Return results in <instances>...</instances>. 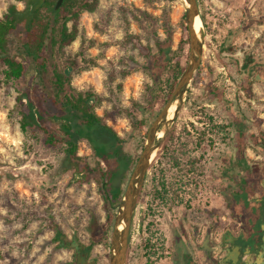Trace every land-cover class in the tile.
<instances>
[{"label": "rangeland", "instance_id": "1", "mask_svg": "<svg viewBox=\"0 0 264 264\" xmlns=\"http://www.w3.org/2000/svg\"><path fill=\"white\" fill-rule=\"evenodd\" d=\"M198 4L204 18L202 63L177 116L174 105V120L157 138L159 147L132 222L126 264H185L184 256L196 252L189 244L194 231L179 224L178 258L173 262L171 233L177 218L210 227L216 235L226 224L237 231L240 220L234 213L230 216L223 203L221 168L230 169L235 184L249 167L264 165V143L253 140L264 135V0ZM11 5L25 8L19 0H0V16ZM186 10L179 0H99L94 12L82 13L76 42L63 52L49 45L43 87L49 90L56 66L72 64L69 91L95 95L98 115L125 140L127 150L139 156L158 115L141 111L153 82L146 58L125 39L136 35L153 53L164 40L171 41L175 51L185 49ZM188 47V56L180 59L181 75L190 61V41ZM181 75L169 70L166 85L175 88ZM33 76L30 67L25 78L8 82L0 64V264H76L74 250L55 240V228L66 240L76 237L89 248V264H110L113 228L107 224L98 184L76 182L72 171L63 170V144L47 146L42 132L21 131L17 97ZM146 119L145 127L134 125V120ZM241 142L244 159L239 157ZM79 155L94 161L86 141L79 143ZM95 229L105 233L103 240L93 242Z\"/></svg>", "mask_w": 264, "mask_h": 264}, {"label": "trees", "instance_id": "2", "mask_svg": "<svg viewBox=\"0 0 264 264\" xmlns=\"http://www.w3.org/2000/svg\"><path fill=\"white\" fill-rule=\"evenodd\" d=\"M19 1L24 2L23 10L17 5H11L0 16V64L8 82L25 78L30 67L34 70L29 87L17 97L21 131L24 134L40 131L47 146H65L63 170L72 171L76 182L94 180L98 184L104 200L103 207L107 212V224L111 229L140 155L128 151L125 140L98 115L95 95L69 91L67 86L70 85L69 70L74 68L72 64L70 67L66 64L56 66L49 90L43 87L44 75L48 71L49 45L63 52L76 42L82 13L94 12L99 6V0H65L59 10H55L57 0ZM185 31L187 46L176 51L169 40L158 42L157 52L153 53L152 48L144 45L138 36L128 35L125 39L147 60V72L153 84L147 87L146 105L140 108L149 117L161 112L174 90V85H166L165 74L173 69H177V76L182 73L180 59L189 53L187 28ZM147 123L148 119L134 120V125L139 128L145 127ZM239 136L241 140L244 137L240 131ZM253 140L264 143V135L253 136ZM81 141H86L92 149L93 163L79 155ZM243 150L241 142V159H244ZM260 166L246 170L242 181L235 184L228 174L230 170L222 168L221 176L225 180L221 188L229 190L237 206L254 210L255 186L252 183L264 178V166ZM241 213L235 209L236 216ZM55 230V240L66 244L62 232L57 228ZM92 235L93 242L105 238V233H99L96 229Z\"/></svg>", "mask_w": 264, "mask_h": 264}, {"label": "flooded vegetation", "instance_id": "3", "mask_svg": "<svg viewBox=\"0 0 264 264\" xmlns=\"http://www.w3.org/2000/svg\"><path fill=\"white\" fill-rule=\"evenodd\" d=\"M261 166L263 167L264 165ZM222 168L228 167L225 165ZM249 168L251 169V167ZM219 178L223 184L225 179L222 176ZM258 181L260 182L257 186L256 183ZM258 181L252 183L255 186L253 190V203L255 204L253 211L237 206L235 201H233L234 211L232 212L230 203L225 200L226 194L227 196L229 195L230 199L232 198L230 192L226 189L223 190L225 210L229 212L230 216L231 213H234V217L240 220L237 231L229 227L230 224H226L222 232L216 235L215 231L210 227H203L200 223L191 224L184 217L182 219L177 218L175 226L173 224L174 232L171 233L175 243V258L173 262L178 258L177 243L181 230L179 224L186 223L194 231V236L190 239L192 242L190 241L189 244L196 252L194 255L189 252L184 256L185 264H264V178ZM220 191L219 194L221 193ZM235 209L237 212L241 211L242 213L236 216ZM226 220L224 218V221ZM253 224H256V226ZM66 244L74 250L76 264H89L87 260L88 247L81 246L76 237H72L69 241L67 240ZM168 255L171 256V253L169 252ZM80 256L83 259L82 262L78 261Z\"/></svg>", "mask_w": 264, "mask_h": 264}, {"label": "water", "instance_id": "4", "mask_svg": "<svg viewBox=\"0 0 264 264\" xmlns=\"http://www.w3.org/2000/svg\"><path fill=\"white\" fill-rule=\"evenodd\" d=\"M64 1L65 0H57L55 10H59L62 7ZM186 1L189 3V8H186V24L190 41V61L186 70L181 75L176 87L174 88L169 101L151 124L147 133L146 144L129 177L123 199L118 207V212L114 221L111 238L110 264H126L132 222L134 214L137 210L139 197L153 161V157L157 148L159 147L156 145L158 134L164 128L168 127L169 124L174 120L175 116H177L182 102L184 101V96L187 93V89L202 63L204 44L202 38L197 35L194 29L195 19L200 16L198 0ZM176 101L179 103L178 108L174 118L169 121V110ZM121 224H124V228L122 230L119 229ZM78 261H83L81 256L79 257Z\"/></svg>", "mask_w": 264, "mask_h": 264}, {"label": "bare ground", "instance_id": "5", "mask_svg": "<svg viewBox=\"0 0 264 264\" xmlns=\"http://www.w3.org/2000/svg\"><path fill=\"white\" fill-rule=\"evenodd\" d=\"M179 3H181L184 7L186 8H189V3L186 1V0H179ZM203 27H204V24H203V21L201 19L200 16H198L196 19H195V22H194V29L197 33V35L200 37L202 35V31H203ZM179 103L176 101L173 103V105L171 106L170 110H169V114H168V120L171 121L173 118H174V114L172 112L173 110V106L174 105H178ZM169 128V127H168ZM167 129V128H166ZM164 135V130H162L161 132H159L158 134V137L161 138L163 137ZM124 228V224H121L119 229L122 230Z\"/></svg>", "mask_w": 264, "mask_h": 264}]
</instances>
